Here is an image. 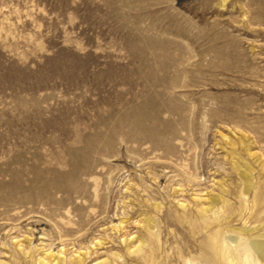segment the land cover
I'll list each match as a JSON object with an SVG mask.
<instances>
[{
  "label": "rangeland",
  "instance_id": "obj_1",
  "mask_svg": "<svg viewBox=\"0 0 264 264\" xmlns=\"http://www.w3.org/2000/svg\"><path fill=\"white\" fill-rule=\"evenodd\" d=\"M259 236L264 0H0V264H245Z\"/></svg>",
  "mask_w": 264,
  "mask_h": 264
},
{
  "label": "bare ground",
  "instance_id": "obj_2",
  "mask_svg": "<svg viewBox=\"0 0 264 264\" xmlns=\"http://www.w3.org/2000/svg\"><path fill=\"white\" fill-rule=\"evenodd\" d=\"M238 160L234 161V166L240 170L242 176L245 177V179L247 180V187L249 186V181H248V168L247 166L246 167H243V166H239L237 165L238 164ZM211 250L213 252V254H217L218 257L220 258H223L225 262H227V264H236L233 262V258L231 257L230 254H228L226 252V250L224 249H221L220 247H218L216 245V242L213 243V245H211ZM251 254L256 256L257 258V261L256 262H264V236H259V237H256L255 239H253L252 241H250L249 243V247L246 248L245 250V261L244 263L245 264H251ZM56 258H58V263L61 261V258L56 256ZM78 259H80V257L78 256ZM82 259V258H81ZM255 262V263H256Z\"/></svg>",
  "mask_w": 264,
  "mask_h": 264
}]
</instances>
